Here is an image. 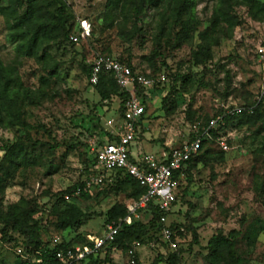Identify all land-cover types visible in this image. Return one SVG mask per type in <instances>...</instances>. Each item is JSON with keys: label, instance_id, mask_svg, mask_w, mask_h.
<instances>
[{"label": "rangeland", "instance_id": "obj_1", "mask_svg": "<svg viewBox=\"0 0 264 264\" xmlns=\"http://www.w3.org/2000/svg\"><path fill=\"white\" fill-rule=\"evenodd\" d=\"M216 1L197 0L195 13L202 22L200 30L209 24ZM67 2L68 12L76 22L75 33L79 21L88 19L91 36L76 46L47 43L38 57L18 54V43L10 40L9 24L0 16V59L5 65L16 64L24 84L33 89L39 90L41 77L50 80L44 98L36 105L24 107L25 126L0 123V162L5 157L4 145L20 140L29 146L28 151L34 157L33 165L21 167L6 178L5 188L0 192V215L10 205L21 203L35 209L34 216L44 226V240L59 236L75 241L101 234L108 210L116 203L128 202L123 192L115 191L94 193L89 199L76 191L60 195L85 179L92 143L104 134L96 131L102 127L112 131L107 121L112 119L118 126L121 119L119 99L115 96L101 102L82 71L81 62L89 64L95 60L96 52H102L129 60L139 70L153 72L156 78L166 75L164 83L148 93L138 139L132 146L136 157L144 153L160 154L167 148L181 146L189 139L193 124L212 116L222 105L246 106L247 102L262 101L264 108V63L256 55L257 47L264 42V22L253 19L246 6L238 7L236 12L243 23L235 28L231 38H220V44L213 48L212 59L206 66H199L192 59L200 42L198 32L181 47L170 48L164 41L161 45L155 41L157 17L152 12L143 13L137 21L128 19L125 28H107L103 24L107 0ZM134 22L141 31L131 40ZM44 51L47 56L39 58ZM54 66L63 72L59 78L49 75ZM170 106H175L172 113L167 111ZM226 130L222 141L228 148L213 145L212 157L197 165L190 180L183 181L188 203L178 197L167 217L168 224L176 219L188 224L190 218L198 235L199 244H195L193 232L186 230L180 239L184 251L178 264H204L210 238L220 230L228 234L233 229L242 233L251 229L255 238L252 246L244 239L239 244V251L247 257L246 264H264V230L260 229V220L264 222V117L255 125ZM37 140L39 147L33 150L31 144ZM62 197L85 212L86 223L80 229L57 227L54 214ZM2 230L9 236L4 237ZM9 237L10 226L0 223V264H19L15 244ZM137 253L141 264L171 261L170 250L160 243L144 244ZM111 257L112 261L104 264L127 261L119 250H114Z\"/></svg>", "mask_w": 264, "mask_h": 264}, {"label": "trees", "instance_id": "obj_2", "mask_svg": "<svg viewBox=\"0 0 264 264\" xmlns=\"http://www.w3.org/2000/svg\"><path fill=\"white\" fill-rule=\"evenodd\" d=\"M196 4L197 0H107L103 24L107 28L115 26L125 28L128 19L134 18L137 21L142 17L143 13L152 12L157 17L155 20L157 23L155 41L157 44L161 45L162 41H164L170 48H178L183 43L193 39L195 33L198 32L200 42L197 44V49L192 53V59L195 65L206 66L212 59L213 48L220 44V38H231L235 28L243 23L242 17L236 12L238 7L246 6L253 19L264 22V2L261 0H217L213 13L208 19L209 24L200 30L202 22L195 13ZM68 7L67 0H5V2H0V16L4 17L9 24L11 31L10 40L18 43V54L27 57H38L39 50L47 43L63 42L71 46L78 45L80 42L71 40V34L76 32L74 30L76 22L74 17L69 14ZM140 31L137 23L134 22L129 38L132 40ZM261 45H264V42ZM94 55L95 59L100 56H110V54L102 52H96ZM46 56L47 53L44 51L39 58L44 59ZM118 60L130 66L136 73L156 78L153 72L150 73L146 69L139 70L129 60L128 62L121 59ZM147 60L150 62L151 58ZM80 67L90 80L92 64H87L83 60ZM18 70L19 68L16 64L5 65L0 59V123L9 127H22L27 124L24 120V107L38 104L46 95L45 86L50 83L49 78L43 76L41 77L42 85L39 90L33 89L24 84ZM49 75L59 78L63 75V72L60 71L58 66H54ZM163 83L157 82L151 89H146L143 86L137 87L138 95L141 96L145 108L147 98L150 97L148 93H152L154 89ZM91 86L94 87L103 103L116 96L119 99V115L122 116L125 110L124 104L130 97V92L119 86L112 73L101 74L98 83ZM163 100L165 104L166 98ZM245 105L254 106V112L251 114L244 112L224 115L219 126L211 130L210 137L202 141L198 154L187 161L181 170L175 172V178L178 182L177 198L179 197L180 201L188 203L185 195L186 187L183 188L182 186L183 181L190 180L189 177L197 165L207 162L212 157L213 145L224 150L220 141H222L223 134L227 131L226 129L255 125L263 119L264 108L262 101L247 102ZM174 109L175 106H170L167 111L172 113ZM223 114V108H219L212 116L206 117L199 122L197 120L193 126L196 125L199 133H201L212 118ZM144 115L145 112L137 124L138 131L142 125ZM103 131L104 134L97 139L98 145L117 138L104 127L100 131H96V133L100 134ZM196 135H198V132L194 128L189 139ZM39 144L40 142L37 140L31 144V147L34 150L39 147ZM28 149L29 146L25 142H21V140L4 145L5 157L4 161L0 162L2 174L0 175V192L5 188L4 182L6 178L10 177L13 172H17L21 167L34 164V157L31 156V152ZM91 151L90 164L87 163L85 167L86 176L91 173L92 167L96 162V152L92 149ZM132 158L134 159L133 156ZM220 158H223L222 154ZM83 184L84 180L81 181L80 185L75 184L71 188L60 192V195L63 196L66 193L71 195L76 191L77 187H83ZM110 191L123 192L128 200H137L145 192V189L125 169H117L113 172L112 179L110 181L107 180L101 188H97L92 192L82 191L80 196L89 199L94 193L98 195ZM61 199L54 214L57 227L59 229H80L86 223L85 212L78 204L68 202L63 197ZM35 212L32 207L15 203L10 205L0 215V223L10 226L11 237H9V240H13L16 248L21 245L29 251L40 250L42 253L37 255L38 257L41 256V262L26 260L17 255L19 264H64L55 256L57 249H66L76 244L87 245L85 238L74 241L63 237L61 244L55 246V248H49L51 240H44L42 237V228L44 226L42 221L34 216ZM170 213H164L156 204L151 203L150 212L146 214L145 220H133L130 223H125L120 220H123L128 214L127 205L126 203H116L108 210L107 219L105 220V223L117 222L119 233L116 239L107 245L105 252L89 256L83 264L111 262V255L114 250H119L126 256L127 261L125 264H131L129 250L134 247L135 242H139L141 246L152 242L160 243V245L170 250L168 260L171 261L168 264H178L184 251L180 239L185 236L186 230L193 232V242L195 244H199V240L190 218H187L188 224L177 219L169 224L161 221L162 215L168 217ZM165 227L170 228L172 240L177 242L175 250H172L169 242L163 238L162 232ZM260 229L264 230V222L261 220ZM249 230L242 233L238 229H233L228 234L220 230L214 234L206 246L207 253L204 256V264L248 263L247 257L239 251V244L243 239L250 246L255 244L253 233L251 229ZM2 233L5 234L4 237H7L8 233L4 230H2ZM137 250L135 251V264H141ZM159 257L163 259L162 255Z\"/></svg>", "mask_w": 264, "mask_h": 264}, {"label": "built area", "instance_id": "obj_3", "mask_svg": "<svg viewBox=\"0 0 264 264\" xmlns=\"http://www.w3.org/2000/svg\"><path fill=\"white\" fill-rule=\"evenodd\" d=\"M91 32L89 20L82 19L79 21L78 32L71 34V40L80 42L89 38ZM256 55L258 61L264 63V45L260 44L257 47ZM91 64V84H97L101 74L112 73L119 86L130 92V97L125 101V110L119 121L120 124L116 126L112 119L107 121L108 127L112 129L111 132L117 138L113 141L104 142L102 145H98L96 141L92 143L91 149L96 152V162L91 173L85 177L83 187H78L75 193L79 195L82 191L92 192L101 188L107 180L112 179L115 170L125 169L145 189L139 199L128 200L126 203L128 214L123 220H120L125 223H130L133 220H145L146 214L150 212L151 203L156 204L164 213L172 212L177 200L178 188L175 172L181 170L187 161L198 154L202 141L210 137L211 130L219 126L224 115L244 112L251 114L254 112V106L222 105L224 114L212 118L201 133L195 125L194 128L198 135L188 139L181 146L162 150L160 154L144 153L143 156L136 157L132 153V146L138 139L137 124L145 112V104L141 96L138 95L137 87L143 86L146 89H151L157 82L165 81L166 75L162 74L158 78L146 77L134 72L130 66L110 56H100ZM220 144L224 149L228 148L224 141H221ZM167 220L166 215L161 216L162 222H167ZM118 233L117 222H107L101 234L89 238L87 245L76 244L66 249H57L55 256L64 264H83L89 256L105 252L107 245L116 239ZM162 235L169 242L170 248L175 250L177 242L172 240L170 228L165 227ZM62 241L63 239L59 236L52 237L49 248H55ZM140 246L139 242H135L134 247L129 250L131 264H135V251ZM16 253L26 260L40 262L42 260L41 256H37L42 254L40 250L29 251L24 246L19 245L16 248Z\"/></svg>", "mask_w": 264, "mask_h": 264}]
</instances>
